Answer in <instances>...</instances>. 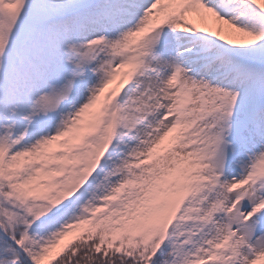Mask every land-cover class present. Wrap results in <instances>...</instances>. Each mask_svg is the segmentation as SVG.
<instances>
[{
    "label": "snow or ice",
    "instance_id": "6c2138e0",
    "mask_svg": "<svg viewBox=\"0 0 264 264\" xmlns=\"http://www.w3.org/2000/svg\"><path fill=\"white\" fill-rule=\"evenodd\" d=\"M0 264H264V0H0Z\"/></svg>",
    "mask_w": 264,
    "mask_h": 264
}]
</instances>
